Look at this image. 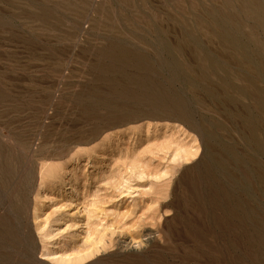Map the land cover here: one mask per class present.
Here are the masks:
<instances>
[{
    "label": "rangeland",
    "instance_id": "rangeland-1",
    "mask_svg": "<svg viewBox=\"0 0 264 264\" xmlns=\"http://www.w3.org/2000/svg\"><path fill=\"white\" fill-rule=\"evenodd\" d=\"M0 264H264V0H0Z\"/></svg>",
    "mask_w": 264,
    "mask_h": 264
},
{
    "label": "bare ground",
    "instance_id": "bare-ground-1",
    "mask_svg": "<svg viewBox=\"0 0 264 264\" xmlns=\"http://www.w3.org/2000/svg\"><path fill=\"white\" fill-rule=\"evenodd\" d=\"M147 128V127H146ZM148 128H149V126H148ZM145 131H146V129H145ZM108 143H110V142H108ZM112 143V142H111ZM104 145V144H103ZM112 145V144H111ZM105 147H106V145H104ZM104 146H103V148H104ZM112 147H113V145H112ZM107 149V148H106ZM101 155V154H100ZM103 155V154H102ZM96 156V155H95ZM104 156H106V155H104ZM103 157V156H102ZM50 168H52V167H50ZM56 167H54V169H55ZM59 168V167H58ZM58 168H56V173L54 172V169L52 168V170L51 169H49V175H51V178H52V181L53 182H64V183H66L67 184V186H68V194H72V193H74L75 191H76V186H77V181H78V178L76 177V175H75V173L72 171V170H66V171H64L63 169V171L61 172H59V171H57V169ZM62 168V167H61ZM61 168H59V169H61ZM50 170H51V173L52 172H54V173H50ZM74 170V169H73ZM47 174V175H48ZM80 177V176H79ZM49 178V177H48ZM50 179V178H49ZM41 180V179H40ZM49 181H51V180H49ZM50 183H52V182H50ZM62 184V183H61ZM62 189V188H61ZM46 192V191H45ZM49 234V232H47V233H45V234H43L44 236H47ZM54 254V253H53ZM55 259V261H62V260H64L63 259V257H60V256H58V257H56V258H54ZM53 259V260H54ZM65 260H67V259H65Z\"/></svg>",
    "mask_w": 264,
    "mask_h": 264
}]
</instances>
